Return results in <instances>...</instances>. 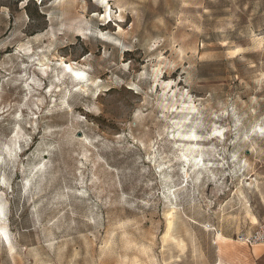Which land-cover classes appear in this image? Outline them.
I'll list each match as a JSON object with an SVG mask.
<instances>
[{
	"label": "rangeland",
	"instance_id": "374dc122",
	"mask_svg": "<svg viewBox=\"0 0 264 264\" xmlns=\"http://www.w3.org/2000/svg\"><path fill=\"white\" fill-rule=\"evenodd\" d=\"M262 223L264 0H0V264H253Z\"/></svg>",
	"mask_w": 264,
	"mask_h": 264
},
{
	"label": "built area",
	"instance_id": "2783aa9c",
	"mask_svg": "<svg viewBox=\"0 0 264 264\" xmlns=\"http://www.w3.org/2000/svg\"><path fill=\"white\" fill-rule=\"evenodd\" d=\"M239 241L251 247L264 244V223L258 226L252 233L248 235H241L239 237Z\"/></svg>",
	"mask_w": 264,
	"mask_h": 264
},
{
	"label": "crops",
	"instance_id": "0c3cea01",
	"mask_svg": "<svg viewBox=\"0 0 264 264\" xmlns=\"http://www.w3.org/2000/svg\"><path fill=\"white\" fill-rule=\"evenodd\" d=\"M248 247L253 264H264V246Z\"/></svg>",
	"mask_w": 264,
	"mask_h": 264
},
{
	"label": "bare ground",
	"instance_id": "6f19581e",
	"mask_svg": "<svg viewBox=\"0 0 264 264\" xmlns=\"http://www.w3.org/2000/svg\"><path fill=\"white\" fill-rule=\"evenodd\" d=\"M68 68H70V67H68ZM190 142V141H189ZM188 142V143H189ZM190 147H192V146H190ZM190 147H189V149H190ZM192 149V148H191ZM172 214V213H171ZM239 242H241V241H239ZM256 246H261V244H259V245H255V246H253V247H256ZM262 246H264V244H262Z\"/></svg>",
	"mask_w": 264,
	"mask_h": 264
}]
</instances>
